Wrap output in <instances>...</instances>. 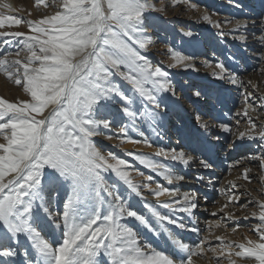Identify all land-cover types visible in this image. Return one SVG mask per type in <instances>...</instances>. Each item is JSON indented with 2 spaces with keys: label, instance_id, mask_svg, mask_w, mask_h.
<instances>
[{
  "label": "snow or ice",
  "instance_id": "1",
  "mask_svg": "<svg viewBox=\"0 0 264 264\" xmlns=\"http://www.w3.org/2000/svg\"><path fill=\"white\" fill-rule=\"evenodd\" d=\"M36 3L42 5L45 0H36ZM59 7L62 10L54 15L28 21L30 35L18 31L0 32V37H24L19 43L27 54L26 59H19L20 52L15 53V59L4 55L0 58V72L29 97L18 103L0 97V137L3 139L0 142V258L17 256L13 244L19 246L23 236L35 254L33 259L25 250L24 264H102L101 255L108 257L110 264H196L194 257L205 251L203 240L190 246L176 239L168 225L180 229L186 225L145 203L144 207L155 218L154 225L135 210L132 202L125 199L103 173L115 174L135 197H142L143 189H149L164 208L171 209L173 205L159 198L176 193L159 185L151 189L148 183L134 182L126 171L128 165L124 159L102 152L94 143V138L103 134L102 130L112 129L117 123L103 114L106 101L119 98L123 114L135 127L137 116L155 121L159 115L156 110L161 107L158 99L161 92L172 91L175 95L167 79L168 73L159 66L153 67L141 52L150 43L143 31L145 12L150 5L144 0H60ZM22 19L0 13V27L19 25ZM260 41L264 43V35L260 36ZM3 42L8 44L9 40ZM187 59L179 52H172L174 63L170 67L183 64ZM216 68L219 72L214 75L225 78L228 69L222 63ZM116 76L130 86L128 91L114 81ZM227 78L230 83H237L234 75L229 74ZM137 97L147 101L152 110L136 109ZM196 119L201 120V116L198 114ZM220 127L225 132L230 131L226 124ZM253 129L254 124L239 136L251 138ZM120 133L127 135L123 127ZM257 135L264 140V128ZM155 155L185 165L192 160L184 152L166 153L163 149H158ZM135 159L169 183L184 179L143 155H136ZM253 159H259L264 169V157ZM201 164L211 167L204 161ZM137 175L145 181L152 180L143 173ZM59 188H66V198L63 211L54 214L52 192ZM183 199L186 206L180 211L192 215L197 204L188 193ZM232 199L229 197L230 201ZM252 203L259 209L250 213L260 221L256 228L259 239L245 238L246 243L235 245L239 251L227 255L224 248L210 249L214 254L226 256L228 264H236L233 255L251 260L253 264H264V231H261L264 229V200ZM41 212L62 232L58 241H50L42 234ZM228 216L232 218L231 213ZM125 217L133 218L148 232L168 233L178 252L166 253L142 241L139 231L122 223ZM190 230L199 232L195 227ZM216 239L223 242L224 237ZM232 247L233 242L225 245L228 249ZM3 264L9 261L4 260Z\"/></svg>",
  "mask_w": 264,
  "mask_h": 264
},
{
  "label": "rangeland",
  "instance_id": "2",
  "mask_svg": "<svg viewBox=\"0 0 264 264\" xmlns=\"http://www.w3.org/2000/svg\"><path fill=\"white\" fill-rule=\"evenodd\" d=\"M59 2L60 0H45V4L38 5L36 0H0V13L4 16L23 18L19 25L0 27V32L18 31L30 35L27 22L61 11ZM144 2L150 5L145 12L143 30L144 36L150 39V43L146 49H141V52L153 67L159 66L168 73L167 79L175 95L172 91L168 92L175 102L170 101L167 107L161 105L156 110L159 115L156 116L155 121L137 116L135 127L139 128V135L136 140L142 139L143 143L144 141L151 143L150 127L156 122L160 137L167 143L164 146V152L181 150L189 154L192 160L186 165V173H184L178 167V163H174L170 158L165 160L147 150L141 151L129 147L132 143L129 142L131 139L128 131L132 130L133 126L131 120L123 114L119 98L106 101L102 109L104 115L117 121L116 126L102 130L103 134L95 137L94 143L102 152L112 153L124 159L128 165L126 171L135 175L133 181L141 185L148 183L151 189L156 186L152 180L156 179L158 182L160 180L157 179L156 174H150L151 172L144 174L151 176V181H145L137 175L141 163L135 159V156L143 155L163 165L175 164L169 169L174 176L180 175L184 179L177 183L175 181L179 192L174 199H177L178 203H171L174 201L171 199L167 201L173 205L172 209L178 207L180 209L186 206L184 199L180 198L185 193L190 194L192 202L197 204V207L192 210L191 218L194 227L199 229V232H192L190 230L192 223L186 222L183 219L184 216L181 218L175 213L174 216L179 220L182 219V223L186 225V228L181 229L180 234L190 246H194L201 240L204 241L202 247L205 251L199 255V258L206 261L209 258L214 264L228 263L226 256L214 254L210 249L224 248L227 255L229 252L239 251L240 249L235 245L246 243L245 238L259 239L256 228L260 221L252 217L250 213L259 211L256 204L252 203L253 201L264 200V179H262L264 169L260 167L259 159H253V157H264V148H259L258 144L259 141L264 142V140L257 135L258 131L264 128V43L260 41V36L264 35L262 31L264 0H144ZM3 5L10 7L6 8ZM205 16L209 19H204ZM238 22H240L239 26ZM240 36H244L245 39H238ZM5 39L9 40L8 44L3 42ZM23 39L24 37H0V58L9 55L10 59H15V53L20 52L19 59L24 61L27 54L22 50L23 45L19 43ZM172 52H179L180 55L189 59L183 64L170 67L174 63ZM218 63H222L228 69L223 79L214 75L219 72L216 68ZM229 74L237 78L236 84L229 82L227 78ZM113 79L125 91L130 89V86L119 76ZM196 92H200V95L197 96ZM162 93L165 95V92ZM0 97L13 103L29 99L23 89L15 85L13 80H9L3 72H0ZM166 97L163 96L164 100L168 101ZM134 107L152 110V106L147 101H141L139 97ZM198 114L201 116L199 121L196 119ZM218 115L224 116L223 121L225 119L226 121L222 124L228 125L230 131L225 132L221 129L216 119ZM184 117L194 128L202 131L200 137L204 142H199V139L197 142L201 145L206 142L209 147L213 146L215 158L224 165H220L221 171L212 167L210 170L203 171L205 167L200 164L199 159L200 153L202 154L201 149H194V152L187 150L195 137L189 130L191 126ZM205 124L207 127L203 126ZM253 124L255 129L252 130L251 138L249 135L239 136L240 132H248ZM122 127L126 129V136L120 133ZM188 132L190 133L186 138ZM224 138L227 140L224 141ZM0 142H3L2 137ZM246 169L249 171L245 172ZM211 170H214V173ZM103 175L110 184H115L125 199L130 200L135 210L144 216L145 213L151 215L144 207L145 203L152 207H162L161 203L151 199L153 192L149 189H143V196L136 198L129 192L127 186L116 178L115 174L105 172ZM65 193L66 188H59L58 191L52 192L51 207L54 214L63 211ZM229 197L233 199L230 201ZM245 205L247 207H244ZM162 208L166 215L167 210ZM229 213L232 214V218H229ZM40 215L43 218L41 220L42 234L50 241H58L62 232L51 225L43 212ZM126 219L127 217L124 220ZM126 224L140 232L142 241L148 243L153 241L154 233L142 227L139 229L134 222ZM233 229L236 231L233 232ZM218 236L224 237L223 242L216 239ZM157 239L153 241L154 245L158 250L165 251L161 236L159 242ZM28 242L22 236L20 245H13L24 251ZM229 242H233L231 249L225 248ZM164 244L166 245V242ZM29 256L32 257V254ZM100 259L102 264H110L108 257L101 255ZM232 259L238 261V264H253L251 260H242L234 255Z\"/></svg>",
  "mask_w": 264,
  "mask_h": 264
},
{
  "label": "bare ground",
  "instance_id": "3",
  "mask_svg": "<svg viewBox=\"0 0 264 264\" xmlns=\"http://www.w3.org/2000/svg\"><path fill=\"white\" fill-rule=\"evenodd\" d=\"M14 4V3H13ZM7 25V24H6ZM186 61V60H185ZM237 88V87H236ZM163 96H167L166 98H167V100L168 101H165L164 100V98H163ZM158 99H160V101H161V105H165L166 107L168 106V104H170V101H172V102H175V100L174 99H172L171 97H170V93L169 92H165V95H163V93L161 94H159V96H158ZM183 113H184V111L183 110H181ZM132 128V130L130 129L129 131H128V133H129V137H130V139L132 140V141H140V143H132V144H130L129 145V147H133V148H136V149H138V150H141V151H148L149 153H153L154 155H155V152L158 150V149H163V151L165 150L164 148V146H166L167 145V143L165 142V140L162 138V137H160V135H159V126L156 124V122L155 123H153L152 124V126L150 127V135H149V137H150V140L152 141L151 143H148V144H150L151 145V147H149L148 146V144H145V143H143L142 142V139H139V140H136V137L139 135V128H137V127H131ZM160 139V140H159ZM258 144H259V148L261 147V148H264V142H262V141H259L258 142ZM128 146V145H127ZM213 147H211L210 146V150H208L207 151V154L205 153V154H203V156L206 158V159H210L213 155H214V151H213ZM196 151V150H195ZM161 158H163V159H168V158H165L164 156H160ZM213 160V159H212ZM174 163H178L177 165H178V167H180L182 170L181 171H184V173H186V165L184 164V163H182V162H180V161H174ZM209 163H210V161H209ZM172 166H174L175 164H171ZM166 167H168V168H170L169 167V165H165ZM138 172L139 173H143V174H145V173H149V172H151L150 174H156V176H157V179H159L160 181L158 182L156 179H153L152 181H153V183L154 184H156V186L154 187V189H156V187L159 185L160 187H162V188H167V189H169V191L170 192H175L176 193V195L178 194V192H179V188H178V185L176 184L179 180H173L171 183H169L167 180H165L164 178H163V176H161V175H159V174H157L156 172H153L151 169H149V168H146L144 165H140L139 166V170H138ZM129 175H130V178L133 180L134 178H135V175H132L131 173H129ZM180 176V175H179ZM175 181H176V183H175ZM208 187H210L209 185H208ZM175 195V196H176ZM175 196H172V195H168V194H165V195H163V196H161L160 198H159V200L160 201H163V202H168L167 200L169 199H171V200H174V201H172L171 203H175V202H177L178 200L177 199H174V198H176ZM137 198V197H136ZM151 199L152 200H154V201H157V198L154 196V194H152V196H151ZM180 199H183V197L182 198H180ZM169 203V202H168ZM153 208H155L157 211H159L161 214L163 213L164 214V211H163V208L161 207V206H155V207H153ZM179 208V207H178ZM178 208H175V209H168V208H165L166 210H167V214L166 215H168V216H170L171 218H173V219H175V220H177V222L178 223H181L182 221V219L181 220H179L176 216H174V214L175 213H177V214H179L180 216H181V218H182V216H184V220L186 221V222H191L192 223V225H190L192 228L194 227V222H193V220H192V218H191V215H189L187 212H183V211H180V209H178ZM182 208V207H181ZM145 216L150 220V221H152V222H155L156 223V221H155V218L154 217H152V215H149L148 213H145ZM184 221V222H185ZM128 222H130V224H131V222L133 223H135V224H137L138 225V227H139V229H141V226H139V224H138V222H136L133 218H127L126 220H123V223H128ZM196 225V224H195ZM168 227H169V229L171 230V232H172V234L175 236V238L176 239H179V240H181L183 243H186L185 242V239H184V237L182 236V234H180V231H181V229L180 228H177L175 225H168ZM189 227V226H188ZM157 234V235H156ZM197 234V233H196ZM153 235V241L154 240H156V238H158L157 239V241L159 242L160 240H159V238H160V236H161V238L163 239V241H165L166 242V245L163 243V247H165L164 249H165V252L166 253H168L169 251L170 252H178V249H176L175 248V245H173L172 244V241H171V239H169V237H168V233H164V232H162V231H158L157 233H154V234H152ZM156 235V236H155ZM164 238H165V240H164ZM28 241V240H27ZM153 241H151L150 243L151 244H153V246L155 247V248H157V246L156 245H154V242ZM187 244V243H186ZM189 245V244H188ZM194 245V244H193ZM14 247H15V245H13ZM25 250H27L28 251V253L29 254H32V257H33V259H34V256H35V254H34V251H33V249L31 248V246H30V243L28 242V245L26 246V249ZM25 250L23 251V250H21V249H19L18 247H17V251H18V254H17V256H15V257H11V258H0V264H3V261L4 260H8L9 261V264H12V262L14 261L15 262V264H19L20 262V264H23L24 263V261H25V259H26V257H25V255H24V252H25ZM169 250V251H168ZM180 255L181 256H185L186 254H183V253H180ZM194 260H195V262H196V264H214L213 263V261L212 260H209V258H207V260L208 261H206V260H204V259H202V258H199V256L198 257H194ZM215 261V260H214ZM228 262V261H227ZM238 262V261H237ZM236 262V264H238ZM240 262V261H239ZM223 264H228V263H223Z\"/></svg>",
  "mask_w": 264,
  "mask_h": 264
}]
</instances>
